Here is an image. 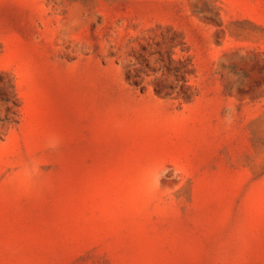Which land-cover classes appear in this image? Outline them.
<instances>
[{"label":"rangeland","instance_id":"rangeland-1","mask_svg":"<svg viewBox=\"0 0 264 264\" xmlns=\"http://www.w3.org/2000/svg\"><path fill=\"white\" fill-rule=\"evenodd\" d=\"M0 264H264V0H0Z\"/></svg>","mask_w":264,"mask_h":264}]
</instances>
